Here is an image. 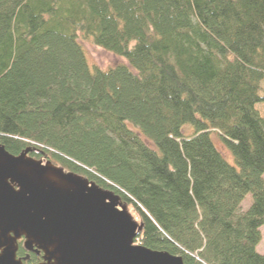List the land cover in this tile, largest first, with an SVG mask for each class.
I'll use <instances>...</instances> for the list:
<instances>
[{
  "label": "trees",
  "instance_id": "trees-1",
  "mask_svg": "<svg viewBox=\"0 0 264 264\" xmlns=\"http://www.w3.org/2000/svg\"><path fill=\"white\" fill-rule=\"evenodd\" d=\"M263 80L264 0H0V146L113 191L185 264H264Z\"/></svg>",
  "mask_w": 264,
  "mask_h": 264
},
{
  "label": "water",
  "instance_id": "water-1",
  "mask_svg": "<svg viewBox=\"0 0 264 264\" xmlns=\"http://www.w3.org/2000/svg\"><path fill=\"white\" fill-rule=\"evenodd\" d=\"M14 156L0 146V264H24L26 251L43 253L39 264H185L180 256L135 245L142 224L119 195L51 161ZM25 260V259H24Z\"/></svg>",
  "mask_w": 264,
  "mask_h": 264
},
{
  "label": "rangeland",
  "instance_id": "rangeland-1",
  "mask_svg": "<svg viewBox=\"0 0 264 264\" xmlns=\"http://www.w3.org/2000/svg\"><path fill=\"white\" fill-rule=\"evenodd\" d=\"M82 47L85 51L87 61L91 66L104 70L122 62L120 58L115 57L114 55L100 48L94 47L88 43H82ZM260 94L264 95V80L261 83ZM255 108L260 113L261 117L264 118V104L263 103L258 104L256 105ZM211 133H213L211 134V140L214 143L215 147L221 152V154L227 159L229 163H232L233 161L227 150L228 148H226V145L218 137L216 132L211 131ZM263 179H264V175H263ZM250 202H251V197L250 195H247V197L242 203L241 209L243 211L246 210L249 207ZM261 234H262V240L257 248V252L259 254H264V226L261 228Z\"/></svg>",
  "mask_w": 264,
  "mask_h": 264
},
{
  "label": "flooded vegetation",
  "instance_id": "flooded-vegetation-1",
  "mask_svg": "<svg viewBox=\"0 0 264 264\" xmlns=\"http://www.w3.org/2000/svg\"><path fill=\"white\" fill-rule=\"evenodd\" d=\"M31 155H33L34 156L33 158H35V159H42L43 161H45L43 155L41 157V154L39 152L34 151V152L31 153ZM38 157H41V158H38ZM19 243H21L22 247H23V241L21 240V241H19ZM35 251H36V248H33V251L24 250V255L21 256V257L17 256V258L18 259H22L24 264H39V263H42L43 262V253L41 251L36 253Z\"/></svg>",
  "mask_w": 264,
  "mask_h": 264
}]
</instances>
